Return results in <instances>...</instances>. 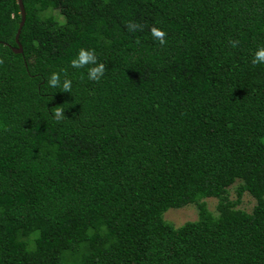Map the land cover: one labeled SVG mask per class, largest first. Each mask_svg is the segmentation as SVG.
I'll return each mask as SVG.
<instances>
[{
	"label": "trees",
	"instance_id": "16d2710c",
	"mask_svg": "<svg viewBox=\"0 0 264 264\" xmlns=\"http://www.w3.org/2000/svg\"><path fill=\"white\" fill-rule=\"evenodd\" d=\"M23 5L14 53L18 0H0V264H264V0Z\"/></svg>",
	"mask_w": 264,
	"mask_h": 264
},
{
	"label": "clouds",
	"instance_id": "9594fccd",
	"mask_svg": "<svg viewBox=\"0 0 264 264\" xmlns=\"http://www.w3.org/2000/svg\"><path fill=\"white\" fill-rule=\"evenodd\" d=\"M133 29L135 25L131 26ZM154 38L158 39L161 44L166 43L165 32L153 27L151 29ZM235 46V42L234 45ZM254 65H264V45H258L252 55ZM73 69H87V79L90 81H99L105 74V65L98 61L97 55L93 49L80 48L77 55L70 61ZM47 86L53 89H62L63 92L70 93L72 91L73 82L68 79L66 74L62 79L60 72H52L47 78ZM63 110L57 108L54 112V118L59 121L64 118Z\"/></svg>",
	"mask_w": 264,
	"mask_h": 264
},
{
	"label": "rangeland",
	"instance_id": "374dc122",
	"mask_svg": "<svg viewBox=\"0 0 264 264\" xmlns=\"http://www.w3.org/2000/svg\"><path fill=\"white\" fill-rule=\"evenodd\" d=\"M52 14L58 17L59 21L61 20L63 21V18L58 15L57 11H53ZM238 184H239V181H237L235 184H233L232 186L228 188L229 196L231 199L236 198V187ZM204 201L207 203L208 208L212 212L215 213L217 199L213 197H209V198L204 199ZM255 203H256V200L249 193L245 192L243 196L241 197L239 208L247 212H251ZM164 218L170 223H172L174 226L178 227L187 221L196 220L197 219V208L195 205H188L182 208H170L164 214Z\"/></svg>",
	"mask_w": 264,
	"mask_h": 264
},
{
	"label": "water",
	"instance_id": "95a60500",
	"mask_svg": "<svg viewBox=\"0 0 264 264\" xmlns=\"http://www.w3.org/2000/svg\"><path fill=\"white\" fill-rule=\"evenodd\" d=\"M18 5H19V9H20L21 21L19 23V27H18L16 36H15L17 47H12V50L14 51V53H22L23 52L22 45H21V43L19 41V35H20V32H21L22 26L25 23V18H26V13H25L24 5H23V0H18Z\"/></svg>",
	"mask_w": 264,
	"mask_h": 264
}]
</instances>
